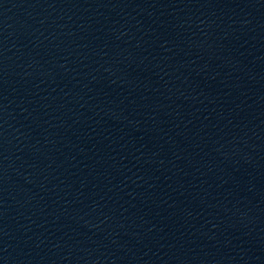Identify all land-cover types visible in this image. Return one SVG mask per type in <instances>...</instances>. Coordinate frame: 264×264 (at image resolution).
<instances>
[{"label": "water", "instance_id": "water-1", "mask_svg": "<svg viewBox=\"0 0 264 264\" xmlns=\"http://www.w3.org/2000/svg\"><path fill=\"white\" fill-rule=\"evenodd\" d=\"M0 264H264V0H0Z\"/></svg>", "mask_w": 264, "mask_h": 264}]
</instances>
